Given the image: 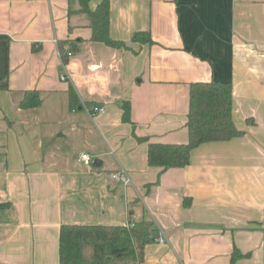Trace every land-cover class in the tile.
<instances>
[{
  "label": "crops",
  "instance_id": "obj_1",
  "mask_svg": "<svg viewBox=\"0 0 264 264\" xmlns=\"http://www.w3.org/2000/svg\"><path fill=\"white\" fill-rule=\"evenodd\" d=\"M110 3L128 49L91 41L80 0H0V264H59L64 225L143 219L167 244L142 264H264V0ZM60 42L79 48L67 65ZM212 81L232 84L244 135L199 146L185 168L150 167L149 144L188 141L190 84ZM27 92L38 107L21 108ZM120 169L131 185L111 178Z\"/></svg>",
  "mask_w": 264,
  "mask_h": 264
},
{
  "label": "trees",
  "instance_id": "obj_2",
  "mask_svg": "<svg viewBox=\"0 0 264 264\" xmlns=\"http://www.w3.org/2000/svg\"><path fill=\"white\" fill-rule=\"evenodd\" d=\"M91 0H80L81 11L91 18V41L115 49H128L124 42L110 35V0H104L95 11L89 9ZM134 43L152 45L149 32L133 35ZM64 65L79 52L75 43L60 42ZM71 100L74 92L70 91ZM41 104L38 92H27L21 102L22 109ZM233 88L231 83L194 82L190 84V104L187 120L188 141L184 144L151 143L148 148L150 167L166 171L185 168L190 164L194 149L206 143L226 142L244 135L236 127L233 114ZM123 121H131V105H123ZM147 141V140H145ZM155 223L143 219L129 226L64 225L60 232L59 264H142L145 249L155 242ZM235 251L233 260L241 257Z\"/></svg>",
  "mask_w": 264,
  "mask_h": 264
},
{
  "label": "built area",
  "instance_id": "obj_3",
  "mask_svg": "<svg viewBox=\"0 0 264 264\" xmlns=\"http://www.w3.org/2000/svg\"><path fill=\"white\" fill-rule=\"evenodd\" d=\"M61 80L67 81L68 78L63 75L61 77ZM85 110L90 115L91 118H96L99 114L105 112V107H95V108L86 107ZM77 162L85 167H91L93 165V158L89 154H80L77 158ZM111 178L116 182L123 184L124 186H129L132 184V180L129 174L123 169H120L117 172L112 173ZM155 242H157L160 245L167 244V239L162 231H159V235L158 237L155 238Z\"/></svg>",
  "mask_w": 264,
  "mask_h": 264
},
{
  "label": "water",
  "instance_id": "obj_4",
  "mask_svg": "<svg viewBox=\"0 0 264 264\" xmlns=\"http://www.w3.org/2000/svg\"><path fill=\"white\" fill-rule=\"evenodd\" d=\"M102 162H100L99 160H96L95 162H94V167L95 168H100V167H102Z\"/></svg>",
  "mask_w": 264,
  "mask_h": 264
}]
</instances>
